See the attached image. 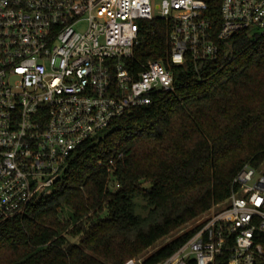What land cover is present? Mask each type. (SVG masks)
Listing matches in <instances>:
<instances>
[{
  "label": "built area",
  "instance_id": "1",
  "mask_svg": "<svg viewBox=\"0 0 264 264\" xmlns=\"http://www.w3.org/2000/svg\"><path fill=\"white\" fill-rule=\"evenodd\" d=\"M153 20L171 26V63L198 72L251 27L264 33V0H0V221L50 196L83 143L175 88L163 60L132 64ZM233 185L158 264H214L225 252L230 264H264V163Z\"/></svg>",
  "mask_w": 264,
  "mask_h": 264
},
{
  "label": "trees",
  "instance_id": "2",
  "mask_svg": "<svg viewBox=\"0 0 264 264\" xmlns=\"http://www.w3.org/2000/svg\"><path fill=\"white\" fill-rule=\"evenodd\" d=\"M209 15L218 29V6ZM170 31L167 21L143 22L132 64L163 60L175 88L83 143L50 196L0 221V264H124L224 203L246 165L262 166L264 33L240 34L197 72L171 63ZM194 232L144 264L163 261ZM214 264H230L229 253Z\"/></svg>",
  "mask_w": 264,
  "mask_h": 264
},
{
  "label": "rangeland",
  "instance_id": "3",
  "mask_svg": "<svg viewBox=\"0 0 264 264\" xmlns=\"http://www.w3.org/2000/svg\"><path fill=\"white\" fill-rule=\"evenodd\" d=\"M261 34L262 30H259L258 27L253 26L251 27L247 34L249 36L252 37L253 34ZM204 216V214L202 216H200L199 218L193 220L192 222H190L186 227H184L183 229H181L180 231L174 233L173 235L159 241L157 244H155L153 247L149 248L143 255H140L138 257H135L134 259H144L147 255L152 254L153 252H155L156 250H158L160 247L164 246L165 244H167L169 241H171L172 239L176 238L178 235L185 233L187 231H190L197 223L199 220L202 219V217ZM64 217L67 219L69 218V214L67 211H65L64 213Z\"/></svg>",
  "mask_w": 264,
  "mask_h": 264
}]
</instances>
